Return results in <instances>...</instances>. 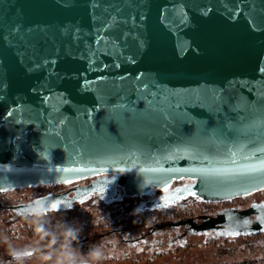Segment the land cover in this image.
I'll list each match as a JSON object with an SVG mask.
<instances>
[{"label": "water", "instance_id": "obj_1", "mask_svg": "<svg viewBox=\"0 0 264 264\" xmlns=\"http://www.w3.org/2000/svg\"><path fill=\"white\" fill-rule=\"evenodd\" d=\"M74 69L80 87L69 94ZM0 81V190L98 176L73 197L39 198L20 211L66 209L105 189L113 198L119 186L122 196L151 194L183 178L195 182L140 207L189 195L177 189L225 200L264 188L173 171L233 167L204 151L228 133L229 145L264 159V137L244 139L264 128V0H0ZM57 94L59 114L43 99ZM250 212L238 213L247 229L232 210L209 223L264 232Z\"/></svg>", "mask_w": 264, "mask_h": 264}, {"label": "flooded vegetation", "instance_id": "obj_2", "mask_svg": "<svg viewBox=\"0 0 264 264\" xmlns=\"http://www.w3.org/2000/svg\"><path fill=\"white\" fill-rule=\"evenodd\" d=\"M97 177L0 190V239L5 242L0 247V264H17L11 256L13 248L24 252L21 264H60L59 254L66 245L78 257L99 248L101 257L90 264H114L113 260L116 264H156L163 259L167 264V260L182 256L183 251L193 250L194 238L209 247L203 257V260L210 259L208 264L264 258V232L231 235L226 229L211 228L209 223L220 216L221 211L232 210L237 215L238 228H246L243 215L238 213L253 208L254 212L247 217L249 222H255L259 214H264V191L261 190L225 200H201L187 195L167 205L143 209L140 206L144 201L166 191L155 189L151 194L122 196L123 188L119 186L120 193L113 198L110 190L105 189L83 196L66 209L41 210L38 214L18 210L21 205L39 198L63 194L73 197L77 188ZM194 182L175 179L168 188L171 191ZM94 213L104 222L94 226ZM68 226L79 230L75 240L65 238Z\"/></svg>", "mask_w": 264, "mask_h": 264}, {"label": "snow or ice", "instance_id": "obj_3", "mask_svg": "<svg viewBox=\"0 0 264 264\" xmlns=\"http://www.w3.org/2000/svg\"><path fill=\"white\" fill-rule=\"evenodd\" d=\"M141 47H143V44H141ZM49 61H45V63H48ZM52 63H55V61H52ZM31 70V69H30ZM77 70H71L70 73L67 75V79L64 81V88L65 91H68L69 94H71V90L79 88V80H77L74 73ZM63 79V78H62ZM90 82L85 81V86H87ZM4 86L3 81H0V89H2ZM0 99H2V96H0ZM44 102H46L50 108L53 109L54 112L59 114V108L65 103V99L63 96H60L59 94L51 96V99L48 97H44ZM9 116L15 118L16 113L10 112ZM61 123H63V120H61ZM251 130H249L250 132ZM228 136H231V133H228L227 136L221 138L219 141L209 144L204 151L207 152H214L217 156H223L225 157V162L230 163L233 165L231 168H212V169H174L173 171H183V172H200L202 174L205 173H215L221 177L224 178H230L235 180H240L243 182H252V181H264V159H261L259 157H256L255 152L246 153V149L248 145L246 144H236L233 143L229 145L228 143ZM257 137H264V128H260L256 131V136L253 137L251 135H246L244 139L248 140V144H252L255 142V139ZM257 151L264 152V148L257 149ZM171 158V157H170ZM207 159V156L204 157ZM255 158V161L253 162ZM239 159H242L244 161H247V163H239ZM65 171H68V169H65ZM66 183H71V181H65ZM166 192L170 189L168 188L167 184L165 185ZM261 191H264V188L259 189ZM177 191H188L189 196L196 197L198 194L195 191H190L187 188L181 190L177 189ZM244 194L249 195L247 189H244ZM181 199V197L177 196L176 200ZM166 205L171 202V198L166 197L165 198ZM253 207H256V205H253ZM258 220H261L264 222V217H257ZM248 221H245V224H247ZM224 235H227L228 233H223ZM231 235H239V233H231Z\"/></svg>", "mask_w": 264, "mask_h": 264}, {"label": "clouds", "instance_id": "obj_4", "mask_svg": "<svg viewBox=\"0 0 264 264\" xmlns=\"http://www.w3.org/2000/svg\"><path fill=\"white\" fill-rule=\"evenodd\" d=\"M40 211L41 210L39 208L36 209L37 214ZM103 222V218L99 214L94 213L93 225L96 226ZM78 231V229L68 226L64 233L65 238L67 240H75L77 238ZM11 256L17 261V264H21L22 260L24 259V252L22 250L13 248ZM100 257L101 252L99 248L90 250L85 257H78L76 253L66 245L64 251L59 254V262L60 264H90V261L97 260Z\"/></svg>", "mask_w": 264, "mask_h": 264}, {"label": "rangeland", "instance_id": "obj_5", "mask_svg": "<svg viewBox=\"0 0 264 264\" xmlns=\"http://www.w3.org/2000/svg\"><path fill=\"white\" fill-rule=\"evenodd\" d=\"M194 247L193 250H189V251H183L182 252V256L174 258V259H169L167 260V264H208L210 263V259H206L203 260V257L205 254L207 253V249L209 247H207L201 239L198 238H194ZM5 244V242H4ZM195 249V250H194ZM116 264L117 261L113 260ZM164 259L162 260H158V262L156 264H164ZM123 264V263H121ZM129 264V263H127ZM134 264H138V262H134ZM166 264V263H165Z\"/></svg>", "mask_w": 264, "mask_h": 264}, {"label": "trees", "instance_id": "obj_6", "mask_svg": "<svg viewBox=\"0 0 264 264\" xmlns=\"http://www.w3.org/2000/svg\"><path fill=\"white\" fill-rule=\"evenodd\" d=\"M1 231V229H0ZM4 241L0 239V247L3 245ZM226 264H264V258L263 259H253L250 261H243V262H229Z\"/></svg>", "mask_w": 264, "mask_h": 264}]
</instances>
